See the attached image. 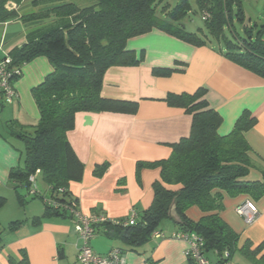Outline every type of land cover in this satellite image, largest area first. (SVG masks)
Returning <instances> with one entry per match:
<instances>
[{
  "label": "trees",
  "instance_id": "1",
  "mask_svg": "<svg viewBox=\"0 0 264 264\" xmlns=\"http://www.w3.org/2000/svg\"><path fill=\"white\" fill-rule=\"evenodd\" d=\"M26 1L0 0V23L20 20L49 24L12 59L21 68L35 58L46 57L53 71L32 90L40 120L32 132L22 128L15 133L24 144L25 165L11 176L24 184L31 195L30 191L37 187L36 179L31 182L30 177L41 172L50 193L31 196L42 200L49 215L72 219L67 208L79 205L69 189L71 182L83 179L85 169L68 139L76 114L134 115L138 111L137 103L101 95L108 69L141 62L127 48L130 39L160 30L194 47L214 46L234 63L264 78V23L261 18L248 16L244 0H194L196 13L206 22L207 33L202 31L201 35L188 32L183 24L193 11L190 0H178L174 8L167 5L162 9L159 8L162 0H93L95 4L89 7L63 0L50 9L20 15L18 7ZM38 2L31 1L34 6ZM10 4L15 7L10 8ZM172 71L154 69L156 75H168ZM206 93V89L199 88L194 93L167 97L170 106L192 115L190 136L172 145L168 159L137 163L138 174L144 168L158 167L161 179L153 185L152 205L138 212L135 224L102 225L113 226L116 237L134 248L148 243L162 222L171 219L174 209L181 221V231L198 234L205 241L206 256L211 251L219 255L217 263L234 262L240 256L252 264H264V243L256 246L247 240L240 246L241 236L221 216L224 194L247 195L255 201L264 196V169L262 181L246 180L254 168L246 134L257 124V118L245 111L232 132L222 136L218 132L222 116L210 108ZM107 166V163L98 166L96 174L102 175ZM60 189L64 190L63 195ZM5 202L0 196V209ZM192 207H198L204 214L197 221L187 214ZM21 264H28L25 256ZM147 264L160 262L148 259Z\"/></svg>",
  "mask_w": 264,
  "mask_h": 264
},
{
  "label": "crops",
  "instance_id": "2",
  "mask_svg": "<svg viewBox=\"0 0 264 264\" xmlns=\"http://www.w3.org/2000/svg\"><path fill=\"white\" fill-rule=\"evenodd\" d=\"M31 1L18 7L20 15L50 9L63 0H38V6ZM84 1L78 5L95 4L93 0ZM48 24L20 20L0 23V60L13 57L38 38ZM127 48L141 62L108 69L101 95L137 103V113L80 112L76 114L73 130L68 133L73 149L85 166L83 179L69 185L84 214L101 213L122 220L132 210L143 212L152 205L153 185L161 179V170L147 167L138 174L137 163L168 159L172 145L190 136L192 115L170 106L166 99L170 94L194 93L199 88L206 89L205 99L210 108L222 116L220 135L231 133L245 111L257 118V124L246 134L254 163L246 180H263L264 78L234 63L214 46L194 47L160 30L130 39ZM154 69L173 71L156 75ZM21 70L22 76L15 82L19 98L12 104L0 99V196L6 199L0 209V264H21L24 256L28 264H80L78 249L82 242L73 219L46 214L42 200L32 197L25 185L11 176L14 170L25 165L24 144L15 133L22 128L32 132L38 125L40 112L32 90L53 71V65L48 58L38 57L23 64ZM105 163L107 168L102 175H97L98 166ZM36 187L41 195H49L41 172L36 174ZM224 195L221 216L241 236L240 246L247 240L256 246L264 243V196L255 201L247 195ZM246 200L255 202L261 212L260 219L251 226L236 212ZM187 214L195 221L204 215L198 207H192ZM158 230L166 238H151L148 243L132 248L116 237L113 226L102 225L90 245L99 254L121 248L126 264H146L148 259L160 264H191L185 256L187 244L170 238L171 234L181 231L179 224L166 219ZM207 257L212 264L219 260L217 252L211 251ZM234 262L252 264L240 256Z\"/></svg>",
  "mask_w": 264,
  "mask_h": 264
},
{
  "label": "built area",
  "instance_id": "3",
  "mask_svg": "<svg viewBox=\"0 0 264 264\" xmlns=\"http://www.w3.org/2000/svg\"><path fill=\"white\" fill-rule=\"evenodd\" d=\"M21 76L22 70L14 64L12 57L8 56L0 60V99L4 100L7 104H12L19 98L15 82ZM35 179L36 175L30 177L31 182H35ZM30 193L31 195H41L36 188H33ZM59 193L63 195L64 190L60 189ZM49 203L53 204L52 201H49ZM67 209L68 214L71 215L75 223V230L82 242V245L78 249V261L80 264H126L121 249L113 248L107 254H99L94 251L90 242L96 236L99 225L106 223L123 227L134 225L138 217L136 210H132L126 220H116L104 214H84L79 205ZM236 212L248 226L255 224L261 217L260 210L252 200H246L241 203L237 207ZM152 238L163 239L166 236L162 231L157 230L153 233ZM170 238L184 241L187 244L185 256L192 264H212L206 256L205 241L198 234L179 231L171 234ZM215 264L236 263L227 260Z\"/></svg>",
  "mask_w": 264,
  "mask_h": 264
},
{
  "label": "rangeland",
  "instance_id": "4",
  "mask_svg": "<svg viewBox=\"0 0 264 264\" xmlns=\"http://www.w3.org/2000/svg\"><path fill=\"white\" fill-rule=\"evenodd\" d=\"M76 4L84 3V0H74ZM94 2V1H93ZM178 0H162L159 4V8L162 9L163 7H166L167 5L170 6V8H174L177 4ZM190 2L193 5V11L184 19L183 24L186 27V30L188 32L197 33L200 34L202 31L204 33H207L206 30V22L202 18V16L199 13H196L195 9V3L194 0H190ZM244 6L246 13L251 18H261L260 21L264 23V0H244ZM258 17V18H257ZM25 159V156H24ZM238 262V258L235 260Z\"/></svg>",
  "mask_w": 264,
  "mask_h": 264
},
{
  "label": "water",
  "instance_id": "5",
  "mask_svg": "<svg viewBox=\"0 0 264 264\" xmlns=\"http://www.w3.org/2000/svg\"><path fill=\"white\" fill-rule=\"evenodd\" d=\"M171 219H173L176 223H181V221H180V218L177 216V214H176V212H175V210L173 209L172 210V213H171Z\"/></svg>",
  "mask_w": 264,
  "mask_h": 264
},
{
  "label": "bare ground",
  "instance_id": "6",
  "mask_svg": "<svg viewBox=\"0 0 264 264\" xmlns=\"http://www.w3.org/2000/svg\"><path fill=\"white\" fill-rule=\"evenodd\" d=\"M159 231V230H158Z\"/></svg>",
  "mask_w": 264,
  "mask_h": 264
}]
</instances>
